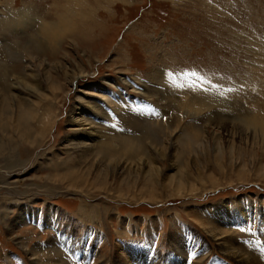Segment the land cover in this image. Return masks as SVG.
I'll return each instance as SVG.
<instances>
[{
    "label": "rangeland",
    "instance_id": "obj_1",
    "mask_svg": "<svg viewBox=\"0 0 264 264\" xmlns=\"http://www.w3.org/2000/svg\"><path fill=\"white\" fill-rule=\"evenodd\" d=\"M74 5L84 42L65 35L37 53L29 40L40 16ZM9 15L18 21L0 24V95L27 99L45 136L0 153V264H264V125L247 126L264 122V0H0V22ZM37 77L43 97L16 90ZM82 106L101 113L78 115ZM74 117L140 145L133 163L165 150L157 165L168 174L155 179L177 182L187 167L196 191L172 196L119 169L111 176L107 164L67 177L82 168L67 155ZM185 130L202 144L198 158Z\"/></svg>",
    "mask_w": 264,
    "mask_h": 264
},
{
    "label": "bare ground",
    "instance_id": "obj_2",
    "mask_svg": "<svg viewBox=\"0 0 264 264\" xmlns=\"http://www.w3.org/2000/svg\"><path fill=\"white\" fill-rule=\"evenodd\" d=\"M63 3V2H62ZM72 3V2H71ZM60 8V7H59ZM76 5H74L73 9H71V14L67 15L65 17V15H60L57 12V9H54L55 14H53V17H51V19H47L48 17H45L43 15H41L40 17H42V21L41 23H39L36 31V35L38 34L39 36L33 35L30 37V45L31 47L37 51V53H46L48 52L49 49H54L55 47H57L59 44V39L65 35H67L68 37H70L72 40H74L75 42H73V44H75L76 42L79 41H83L85 40L88 36V34H86L84 31H81V34L79 31H77L75 29L76 24L73 22L74 20H80L85 16V13L82 12L81 10L76 9ZM59 11V10H58ZM28 13V12H26ZM31 13V12H30ZM29 13V14H30ZM53 13V12H52ZM51 13V14H52ZM24 14V13H23ZM33 14V13H32ZM25 15V14H24ZM17 16V15H16ZM96 16V15H95ZM94 16V17H95ZM19 17V16H18ZM34 17V16H33ZM90 17V16H89ZM91 18V17H90ZM6 19V17L4 18ZM26 19V18H25ZM30 19V17H29ZM37 19V18H36ZM22 20V18H21ZM28 20V19H27ZM32 20V19H31ZM40 20V19H37ZM18 19L13 20L11 18V15H9V17L7 18V21H2L0 22L1 25H3L4 27H9V26H14L17 23ZM20 21V20H19ZM30 21V20H29ZM28 21V23H30ZM34 21V20H33ZM25 22V21H24ZM23 23V21H22ZM34 24V22H32ZM25 25V23H23ZM37 24V23H36ZM32 25V24H31ZM20 26V25H19ZM23 27V26H22ZM9 29V28H8ZM15 29V28H14ZM26 29V28H25ZM2 31V30H1ZM35 34V33H34ZM92 35V34H91ZM86 37V38H85ZM84 42V41H83ZM46 43V44H45ZM263 45V44H262ZM53 51V50H52ZM156 70V69H155ZM79 73H75L74 79L75 78H84L86 77L85 72L83 71H78ZM158 72V71H157ZM156 71L154 73H157ZM35 75V74H34ZM151 75V73H150ZM162 76V75H161ZM40 77V76H39ZM150 77V76H148ZM155 78H158V76L156 77V75L154 76ZM153 78V77H151ZM124 79V78H123ZM126 79V78H125ZM156 81V79H154ZM162 80V79H161ZM20 82V81H19ZM123 82V81H122ZM21 83V82H20ZM33 85H27V84H19L22 85V90L19 91L18 89H16L18 92H20L22 94V92L24 93V89L28 92H31L33 94H35L38 97H43V88H42V83L41 81H39V78L37 77L36 79H34L33 81ZM164 84V83H163ZM167 84V83H166ZM162 85V83H161ZM169 85V84H168ZM172 85V84H171ZM150 86V85H149ZM1 88V87H0ZM54 88V87H53ZM178 88V87H177ZM59 88H57L58 90ZM150 89V88H149ZM176 89V88H175ZM2 90V89H1ZM157 90V89H156ZM160 90V89H159ZM161 91V90H160ZM177 93H187L188 89H186V86H184L183 88L180 87L179 89L175 90ZM3 92V91H2ZM59 92V91H58ZM173 92V91H172ZM198 92V91H197ZM4 93V92H3ZM159 93V92H158ZM161 93V92H160ZM5 94V93H4ZM17 95L13 94L11 97V99L9 100L7 97L0 95V153L1 151L5 153V151H9V149H11L12 151L16 152L19 151L20 149V145L31 141L34 144V138L35 137H40L42 135V133L45 132L44 127L43 126H39L37 123L38 121H36L35 123V117L32 116V114H30L31 112L29 110H26V108H24L22 106L21 100L22 102H29L27 99L25 98H19L18 99V93L16 92ZM154 94V93H153ZM173 94V93H172ZM6 95V94H5ZM57 96V94H55ZM54 95V97H55ZM163 95V94H162ZM196 96V98H198V96H200V98H202V100L204 101V106L206 108V106L208 108H210V102H211V97L209 98L208 95H206L203 91L200 93H195L194 94ZM9 96V95H8ZM20 96V95H19ZM59 96V94H58ZM57 96V98H58ZM153 96V95H152ZM148 97V96H147ZM157 97V96H156ZM161 97V96H160ZM167 97V96H166ZM31 98V97H30ZM81 97H79L80 99ZM158 98V97H157ZM170 98V97H169ZM84 99V98H83ZM162 99V98H161ZM164 99V98H163ZM190 99V98H189ZM31 100V99H30ZM43 100V99H42ZM50 100V99H49ZM56 100V99H55ZM38 101V99H37ZM83 100L81 99V102ZM48 102V101H47ZM77 102V101H76ZM75 102V103H76ZM91 103V102H89ZM79 104V103H78ZM83 104V102H82ZM95 104V103H94ZM209 104V105H208ZM37 106L39 105L36 104ZM42 105V104H41ZM85 105V104H84ZM83 105V106H84ZM177 105V104H176ZM197 105V104H196ZM218 105V104H217ZM32 106V105H31ZM77 105H75L76 107ZM78 107L75 108V111L78 112V115L82 114V113H96L99 111L98 108L93 107V108H88V107ZM96 106V105H95ZM99 107V104L97 105ZM31 108L30 106H28V109ZM199 108V107H198ZM192 109V108H191ZM190 109V110H191ZM117 110V109H116ZM164 110V109H163ZM32 111V108H31ZM35 111V110H34ZM74 111V110H73ZM101 111V110H100ZM33 112V111H32ZM161 112V111H160ZM164 112V111H163ZM196 112V111H194ZM101 113V112H98ZM249 113V112H248ZM133 114V113H132ZM140 114V113H139ZM196 114V113H195ZM245 115V114H244ZM136 116V115H135ZM258 116V115H257ZM97 117V116H96ZM101 117V116H100ZM252 117V116H251ZM250 117V118H251ZM76 118L75 120H73V126H75V131L68 134V136H66V139L68 140L67 142V150L69 151L67 153L68 157H74V155H76V157H74V160L76 158V160L78 161V165L82 166V168H76V169H70L67 168L66 169V173H64L65 175H67V177L73 178L75 180L77 179H81L85 173H82L81 171L86 168V167H93L97 164H107L108 167L112 168L111 169V176H115V173H117L118 169L123 171V175L126 174V178L129 179L130 175L134 176V181L137 182L140 179H144V183H147L149 185H155V187H162L164 190L166 188H171L172 191L175 193L172 196H181L184 194V192H187L189 190V192H194L196 191V188H193V184H189V179L190 177H192V174L189 172V169L187 167L183 168L180 167V172L178 177H181L182 175H186L184 177H181L180 179H178V181H170L168 183L165 182H160V180H156L155 179V175H161L164 174V176L166 174H168V170L167 172H163L162 171V167H161V163L158 161L162 160L165 161L167 156H166V151L165 150H158L157 153V159H154L153 157H151L149 155L148 160L145 159V161H143L140 157L139 158V162L133 163L135 161V159L137 158V153H140V145H136L133 140H131L128 137H117L114 138L112 136H108L106 138H104L99 129H96L95 125L93 124V122L89 123L87 120H79L78 117H74ZM82 118V117H80ZM87 118V117H86ZM90 118V117H89ZM135 118V117H133ZM217 118V117H216ZM244 120V117H242ZM239 119V118H238ZM252 119V118H251ZM250 121L252 123H249V126H262L264 125V122H259V120L257 121L255 118L253 120ZM104 120V119H103ZM139 121V120H137ZM238 121V120H237ZM130 122V121H129ZM235 122V121H234ZM95 124L97 122H94ZM104 123V122H103ZM112 123V122H111ZM139 122H137L138 124ZM229 123V122H228ZM241 123V122H240ZM238 121V124H240ZM247 123V122H245ZM99 124V123H98ZM101 124V123H100ZM142 124V123H141ZM218 124V123H217ZM226 124V123H225ZM233 124V123H232ZM103 125V124H102ZM230 125V124H229ZM134 126V125H133ZM141 126V125H140ZM148 126V125H147ZM150 126V125H149ZM148 126V127H149ZM178 126V125H177ZM227 126V124H226ZM105 127V126H104ZM246 127V126H244ZM88 128V129H87ZM135 128V127H134ZM139 128V127H138ZM237 128V127H236ZM240 128V127H238ZM142 130V129H141ZM158 130V129H157ZM192 130V129H191ZM104 131V130H103ZM184 132H187L186 130ZM103 133V132H102ZM113 133V132H112ZM195 133V132H194ZM124 134V133H123ZM122 134V135H123ZM156 134V132H155ZM174 134V133H173ZM188 134V132H187ZM193 134V133H192ZM201 135V134H200ZM199 135V136H200ZM17 137L16 139H14V137ZM45 136V133H44ZM167 136V135H166ZM187 137V141H186V146L188 149H190L191 151L194 150V154L195 156L198 158L199 155L198 152L200 150V146L201 145H197L200 142L196 141L198 139L197 135H186ZM138 140V139H137ZM168 140V138H167ZM170 141V140H169ZM115 142V143H114ZM38 142H35V144L37 145ZM42 143V142H41ZM117 143V144H116ZM142 143V142H141ZM43 144V143H42ZM116 144V145H114ZM112 146V148L110 147ZM66 149V147H65ZM64 149H62L63 151ZM105 150V151H104ZM72 151V153H71ZM98 151H101L104 161L101 163H93L94 158H89L92 153H99ZM150 151V150H149ZM168 151V150H167ZM66 152V151H65ZM142 152V151H141ZM155 153V154H156ZM172 153V152H171ZM170 153V154H171ZM10 154V153H9ZM141 156V154H139ZM179 155V154H178ZM9 156V155H8ZM15 156V155H14ZM173 156V155H172ZM58 157V156H57ZM67 157V156H66ZM156 157V158H157ZM175 158V157H174ZM177 158V157H176ZM68 159V158H67ZM169 159V158H168ZM58 162L57 164H59V166L57 165L56 168H54L53 171H55V173H61L60 171L64 170V166L65 164L60 163V158L58 157ZM189 161V160H188ZM178 163V162H177ZM76 165V164H75ZM19 165L17 164V162L12 165L13 168L18 167ZM61 167V168H60ZM60 168V169H59ZM170 169H178V166L171 164ZM168 168V169H169ZM183 169L185 170V172H183ZM198 170V169H197ZM11 172L15 173V170H10ZM97 173L100 172V175H103V177H107L108 176V172H106L105 170L103 171L102 169H97L96 170ZM102 171V172H101ZM200 171V170H199ZM81 172V173H80ZM200 176L202 173H199ZM59 175V174H58ZM90 173L88 172L86 174V176H89ZM99 177V176H98ZM169 177V176H168ZM172 177V176H171ZM196 177V175H195ZM172 179H174V177H172ZM191 182V181H190ZM212 184L214 185L215 183L212 182ZM176 185V186H175ZM146 186V185H145ZM135 187V186H134ZM152 189V187H151ZM156 190V189H154ZM152 191V190H151ZM144 195V194H143ZM190 195V194H188ZM146 198V196H145ZM150 198H154V197H150ZM142 199V198H141ZM155 199V198H154ZM32 208V207H31ZM92 208V207H91ZM96 208V207H95ZM243 214V213H242ZM86 215V214H85ZM18 217H22V215L20 214V216ZM241 218V217H240ZM11 220V219H10ZM222 220L225 221V217L222 218ZM16 221V220H15ZM227 225V224H226ZM215 226V225H214ZM218 226V225H217ZM228 232V231H227ZM219 234V233H218ZM212 235V234H211ZM219 236V235H217ZM220 237V236H219ZM218 238V237H217ZM216 238V239H217ZM226 239V238H225ZM223 240V239H222ZM230 240V239H229ZM220 241V240H218ZM222 242V241H221ZM220 242V243H221ZM231 243V242H230ZM234 246V245H233ZM236 247V246H234ZM52 251V250H51ZM233 251V250H232ZM239 251V250H238ZM243 251V250H241ZM232 253V252H231ZM234 253V252H233ZM244 253V252H243ZM33 254V253H32ZM240 253H237L236 255H239ZM245 254V253H244ZM46 255V254H45ZM246 256V255H245ZM249 256V255H248ZM239 258V257H238ZM237 258V259H238ZM247 258V257H246ZM250 258V257H249ZM248 258V259H249ZM252 258V257H251ZM37 259V258H36ZM39 260V259H38ZM36 261V260H35ZM126 261V260H125ZM243 261V260H242ZM250 261V260H249ZM253 261V260H251ZM255 261V260H254ZM239 263V262H238ZM246 263V262H245ZM248 263V261H247ZM36 264V263H34ZM38 264V263H37ZM256 264V263H255Z\"/></svg>",
    "mask_w": 264,
    "mask_h": 264
}]
</instances>
